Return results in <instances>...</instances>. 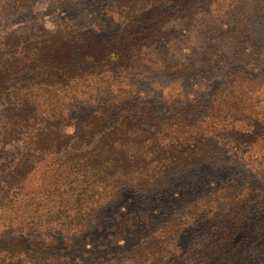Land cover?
I'll return each instance as SVG.
<instances>
[{"label":"trees","instance_id":"trees-1","mask_svg":"<svg viewBox=\"0 0 264 264\" xmlns=\"http://www.w3.org/2000/svg\"><path fill=\"white\" fill-rule=\"evenodd\" d=\"M43 1L0 0V264H264V1Z\"/></svg>","mask_w":264,"mask_h":264},{"label":"rangeland","instance_id":"rangeland-1","mask_svg":"<svg viewBox=\"0 0 264 264\" xmlns=\"http://www.w3.org/2000/svg\"><path fill=\"white\" fill-rule=\"evenodd\" d=\"M260 1H264V0H260ZM251 3H252L251 0H248V5H251ZM248 5H245V6L248 7ZM37 7H38V9L45 10V13H46L45 16L47 18H50L49 17L50 16L49 13H51V11H50V8H49V0H44L43 2H40L37 5ZM263 14H264V12H263ZM204 20H205V22L207 21V19H204ZM201 22L203 23L202 19H201ZM255 33L256 34H254L253 36L256 37L255 40H258L260 43H253V44H255V46L252 49V53L253 54L251 56H250V54H248V59H245V57L243 56L244 55L243 52H241L240 50L237 49L235 51V55L241 57V62H242L241 65L246 67L247 70H251L254 73L264 70V24L260 23L259 31L255 32ZM229 52L234 54V52L231 51V50ZM245 52L248 53L247 51H245ZM258 62H260V64H258ZM199 69L201 71L204 70L203 71L204 72V77L202 78L201 82L205 83L206 87H204V88L201 87L202 90H203V91H199L201 94H199V93H194V94L189 93V95L186 97L185 102H187L189 104H193V105L200 104V103H203L205 101V99L200 98L201 95H202V97H207V94H209L211 92V90H214V88H216L218 86L219 83H218L217 79L219 78V76H222V74H223V71H222L221 67H209L208 71H205L203 66H201ZM261 103L264 104V99L261 100ZM260 109H261V112H260V115H259L260 118H258L259 120H257L256 116H254V115L251 116L250 115V116L247 117L246 123L252 125L253 122H256V124H258L261 127L260 130H261V133L263 134V131H264V105ZM251 127H253V126H251ZM255 138H256V136L254 135V133H248L246 135V138H245L244 142L248 146H251L253 141L255 140ZM239 160L240 159H238V161ZM241 161H239V162H241ZM236 164H237V161H236V163L232 164L231 168L233 169V172H234V174L236 176H239V178H242V175H239V170H237L238 168L236 167L237 166ZM242 164H243V161H242ZM234 178H236V177H234ZM185 186H187L185 188L187 190H189V186L188 185H185ZM190 193H191V195L195 194V192H192V191ZM162 197H167V196L164 195V194H161V195H158V197L155 198L154 200L152 199V197H148L147 201H145V204H153V202H155L156 199H158V198L161 199ZM253 250L254 249L248 250V252H245L243 254V257L237 256L236 261L233 262V260H231L230 264H236L238 261H242L244 263L250 264L249 261L250 262L254 261V257H255V255L252 253ZM256 252H258V250H256ZM238 255H240V254L238 253ZM262 255H263V258H260V257L259 258L264 261V250H263V254Z\"/></svg>","mask_w":264,"mask_h":264}]
</instances>
